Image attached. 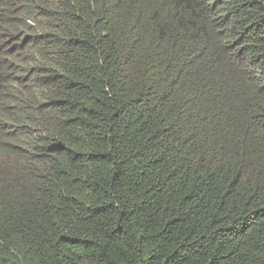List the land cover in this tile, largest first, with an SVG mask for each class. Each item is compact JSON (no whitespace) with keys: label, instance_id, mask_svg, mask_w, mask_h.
<instances>
[{"label":"trees","instance_id":"obj_1","mask_svg":"<svg viewBox=\"0 0 264 264\" xmlns=\"http://www.w3.org/2000/svg\"><path fill=\"white\" fill-rule=\"evenodd\" d=\"M0 264H264V0H0Z\"/></svg>","mask_w":264,"mask_h":264}]
</instances>
